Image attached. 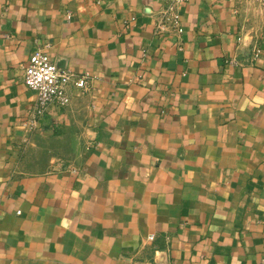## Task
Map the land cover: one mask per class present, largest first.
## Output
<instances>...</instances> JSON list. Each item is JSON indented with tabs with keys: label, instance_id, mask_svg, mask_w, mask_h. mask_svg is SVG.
<instances>
[{
	"label": "crops",
	"instance_id": "1",
	"mask_svg": "<svg viewBox=\"0 0 264 264\" xmlns=\"http://www.w3.org/2000/svg\"><path fill=\"white\" fill-rule=\"evenodd\" d=\"M171 1L0 0V264H264V0Z\"/></svg>",
	"mask_w": 264,
	"mask_h": 264
},
{
	"label": "built area",
	"instance_id": "2",
	"mask_svg": "<svg viewBox=\"0 0 264 264\" xmlns=\"http://www.w3.org/2000/svg\"><path fill=\"white\" fill-rule=\"evenodd\" d=\"M188 0H172L168 9L163 12L160 28L169 22L179 32V18L174 9L183 5ZM89 74L76 77L73 72L58 67L48 53L39 49L29 57L24 70V84L26 88L35 93L34 107L30 113V124L36 127L44 117L48 116L53 109L67 108L71 103L68 87L74 83L78 88L86 90L90 83ZM154 236L150 237L152 241Z\"/></svg>",
	"mask_w": 264,
	"mask_h": 264
},
{
	"label": "rangeland",
	"instance_id": "3",
	"mask_svg": "<svg viewBox=\"0 0 264 264\" xmlns=\"http://www.w3.org/2000/svg\"><path fill=\"white\" fill-rule=\"evenodd\" d=\"M252 27H254V28H256V29H259V30H261V31L264 30V25H262V24H256V25H254V26H252Z\"/></svg>",
	"mask_w": 264,
	"mask_h": 264
}]
</instances>
